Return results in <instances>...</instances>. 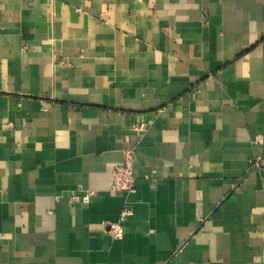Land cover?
I'll return each instance as SVG.
<instances>
[{
  "label": "crops",
  "instance_id": "0c3cea01",
  "mask_svg": "<svg viewBox=\"0 0 264 264\" xmlns=\"http://www.w3.org/2000/svg\"><path fill=\"white\" fill-rule=\"evenodd\" d=\"M0 264H264V0H0Z\"/></svg>",
  "mask_w": 264,
  "mask_h": 264
},
{
  "label": "built area",
  "instance_id": "2783aa9c",
  "mask_svg": "<svg viewBox=\"0 0 264 264\" xmlns=\"http://www.w3.org/2000/svg\"><path fill=\"white\" fill-rule=\"evenodd\" d=\"M149 123H141L137 126V129L144 132L148 129ZM132 150L126 152L125 162L117 166L113 171V181L111 190L114 192H134L136 190V178L134 174V163H133ZM263 158L257 157L254 168H259L262 164ZM93 193H80L71 197L73 202L89 203ZM133 210L130 207H125L120 215V219L117 222L108 224V234L114 238H123L125 235V223L128 218L132 216Z\"/></svg>",
  "mask_w": 264,
  "mask_h": 264
}]
</instances>
